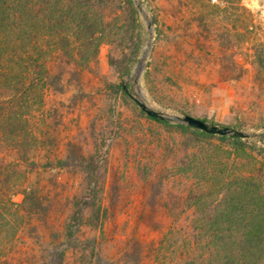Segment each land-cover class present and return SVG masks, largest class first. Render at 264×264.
<instances>
[{
  "label": "rangeland",
  "instance_id": "1",
  "mask_svg": "<svg viewBox=\"0 0 264 264\" xmlns=\"http://www.w3.org/2000/svg\"><path fill=\"white\" fill-rule=\"evenodd\" d=\"M140 1L154 38L141 68L149 30L136 8L142 46L139 61L123 76L129 92L159 110L250 132L242 138L247 146L264 147V59L259 72L256 56L264 55V0ZM101 7L110 20L122 12L117 1ZM114 39H104L89 66L69 64L49 49L50 71L63 72L60 90L38 84L30 102L25 98L18 107L23 133L18 146L0 140V201L20 204L23 190L31 188L40 202L31 215L9 203L0 206V264H94L63 235L74 199L89 193L76 165L57 164L71 149L94 153L100 161L97 194L103 218L97 228L81 226L76 238L95 239L102 264H150L152 256L137 259L130 252L135 242L157 243L173 223L168 211H180L186 184L168 177L166 167L176 154L167 146L190 133L148 119L130 96L113 89L122 78L110 59L132 49L128 33ZM148 61L153 89L145 80ZM7 91L0 88V106L11 108ZM210 139L225 146L232 141L218 135ZM240 153L248 158L256 152ZM55 251H64L59 263Z\"/></svg>",
  "mask_w": 264,
  "mask_h": 264
},
{
  "label": "trees",
  "instance_id": "2",
  "mask_svg": "<svg viewBox=\"0 0 264 264\" xmlns=\"http://www.w3.org/2000/svg\"><path fill=\"white\" fill-rule=\"evenodd\" d=\"M116 1L117 9L122 12L116 11L110 20L99 7L115 6ZM209 2L207 5L211 6ZM42 10L47 12L44 14ZM139 26L133 0H0V88L11 90L7 91L11 108L10 105L0 106V140L7 139L18 146L23 134L19 130L18 107L25 98L30 102L38 84L60 90L63 72L54 75L50 71L45 57L49 49L59 51L69 59V64L75 61L80 67L89 66L96 60L105 38L115 41L114 37L128 33L132 49L122 58H111L110 63L122 78L111 86L116 92L130 96L123 76L139 61L142 46L137 33ZM256 56L261 65L259 72H262L264 55ZM146 67L145 80L151 86L149 89H153L150 61ZM146 117L182 134L190 133V137L173 140L174 147L167 146L171 154H176L175 162L166 167L168 177L181 178L186 191L180 200V211H168L173 223L159 241L149 247L135 242L130 252H134L137 259L152 256L150 264H264V147L247 146L240 137L218 135L232 140L225 146V141L216 143L210 139L216 134ZM250 150L256 152L255 155L252 153L248 158L240 155ZM70 163L84 173L89 193L74 199V211L63 235L68 242H75V249L94 264H102L95 239L76 238L81 226L97 228L103 218L104 208L97 194L100 161L96 154H85L76 148L57 161L60 168H67ZM8 203L11 209L18 212V207H22L31 215L40 202L35 192L26 188L22 203L2 200L0 206L7 208ZM2 219L0 211V228ZM53 255L59 263L64 251H55ZM138 264H142L141 261Z\"/></svg>",
  "mask_w": 264,
  "mask_h": 264
},
{
  "label": "water",
  "instance_id": "3",
  "mask_svg": "<svg viewBox=\"0 0 264 264\" xmlns=\"http://www.w3.org/2000/svg\"><path fill=\"white\" fill-rule=\"evenodd\" d=\"M135 3L136 8L138 9L139 13L145 17V21L147 24V28L149 30V37H148V45L144 50L141 56V63L140 67H144V62L146 61L149 52L152 49V42L154 38L153 30H152V22L149 20L146 11L142 5L140 0H133ZM137 80V79H136ZM127 93L131 96V98L137 103L140 109L149 117L158 118L160 120H166L172 123H182L188 126L197 128L202 130L206 133L216 134V135H232L240 138H249L253 134L244 130H240L231 126H220L217 124H212L206 122L198 117H195L190 114H175L171 112H167L164 110L156 109L150 105H148L145 101L138 98L136 95L131 94L128 90Z\"/></svg>",
  "mask_w": 264,
  "mask_h": 264
}]
</instances>
